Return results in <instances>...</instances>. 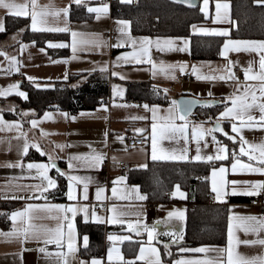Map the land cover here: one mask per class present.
Masks as SVG:
<instances>
[{"label": "crops", "instance_id": "1", "mask_svg": "<svg viewBox=\"0 0 264 264\" xmlns=\"http://www.w3.org/2000/svg\"><path fill=\"white\" fill-rule=\"evenodd\" d=\"M16 4L25 5V10L29 12L28 16H20L28 19L26 26L17 31L11 32L0 38V90L6 91V95H0V116L5 121H19V130L15 127L7 128L0 126V192L3 195L0 201V264H81L87 262L91 264L93 258L99 260L101 264H157V254L152 249L158 250V255L162 264H176L179 261L193 260H223L227 264V246H228V227L229 217H232L233 224V254L234 259L252 258L264 256V246L259 244L245 245L236 243L235 240H254L257 236L264 238V231L260 233H245L238 226V218L254 216L257 219L264 218V215L258 211L256 206L247 203V199L253 195L232 194L230 183L236 181H264V173L252 172H232L231 166L234 162L233 156L228 159V145L224 142L218 132L217 140L227 147V153L219 155L223 159L212 160H194L192 157L197 155V142L191 139L192 128L201 125L203 128H210L219 116L213 121H199L188 115V140L184 139L183 134H178L174 139H161L159 136V126L168 123H184V121L169 119L173 114L169 112V104H136L128 101L125 96V83L134 81H150L152 84L162 88L170 96L171 101L176 100L178 96L186 95L197 99H216L219 102L227 100L230 94H240L243 92L244 85L253 86L259 98V86L264 83L258 79H245L244 68L249 67L251 62L252 71L250 76L260 72L259 61L261 53L243 47L239 51L229 50L226 57L221 56L218 59H193L190 55V37L188 36H167V35H134L130 30V23L121 24L120 21H128L120 17H113L110 13L111 5L106 0H81L86 7L96 8L107 5V10L101 13L92 11L90 20L72 21L69 19V9L72 4H77L75 0H36L35 10L43 13V23H38L37 29L31 27V12L33 11L32 0H14ZM221 5V18H217V4ZM200 9L206 20L194 23L197 28L209 29H228L229 36L233 22L230 18L229 0H200ZM227 5V7H224ZM68 8V12H57L58 9ZM8 15L17 16L14 13L0 7V21L5 23ZM129 22V21H128ZM191 26L192 33L198 34H216L198 32ZM67 28L68 31H53L51 29ZM41 32H68V42L61 40H49L46 42L48 48H62L60 46H50L63 44L68 47V53L64 56H53L46 47L38 46L34 41L23 40L22 34L25 30ZM123 29V31H121ZM22 30V31H21ZM1 31V30H0ZM76 36L73 38L72 33ZM220 35V34H218ZM148 38V39H144ZM167 38H172L175 47L169 49L166 45ZM75 39V51H73V40ZM226 39L242 41H259L253 39H240L237 37H227ZM225 39V40H226ZM225 42V41H224ZM160 47H157V44ZM25 45V47H21ZM224 45V43H223ZM222 45V47H223ZM63 46V47H64ZM221 47V49H222ZM183 48L181 51L179 49ZM43 49V51H41ZM163 49V50H162ZM127 53L128 55H124ZM6 54V55H5ZM7 57H16L18 63L15 67L18 71L11 70L10 61ZM75 57V58H73ZM119 58V59H118ZM229 61L233 63L229 64ZM155 65V67H154ZM239 66L242 70L240 78L224 81L219 79L221 75H228V69L232 71L233 66ZM195 66V72L193 71ZM184 71L181 72L180 68ZM71 72H102L108 76V82L111 86L110 94L103 102L92 109L80 110L75 113H68L61 109H49L41 113L35 109L26 111V118H23V112L20 108L7 109L6 104L13 101L10 96H19L18 91L26 93L21 87V81L31 82H52L55 80L66 79ZM118 73V75H113ZM233 73V72H232ZM18 74H21L20 78ZM66 76V78H65ZM186 76V77H182ZM198 76L216 77L215 79H198ZM28 77H34L29 80ZM19 82L17 89L9 88V85ZM239 84V89L237 85ZM211 92V95H209ZM251 97H249L250 99ZM264 99V98H262ZM103 104L105 107H101ZM144 105H148L145 108ZM156 105V119L153 120V111L151 106ZM227 106H231V100H227ZM22 109V108H21ZM31 109V108H24ZM50 113L51 118H44L45 113ZM12 114V116L8 115ZM68 113L65 117L63 114ZM249 115L257 118L260 116L258 108L251 110ZM72 117H75L73 119ZM221 124L227 123V130L230 134L237 136L234 152L236 159L249 163V158L240 152L241 144L239 135L242 134L249 144H259L264 140V128H244L241 133H232L231 124L237 125L240 120L234 118H220ZM36 120L37 124L33 126L31 121ZM245 122L247 117L245 116ZM158 125V135L156 141L155 160L171 161H195L215 163L209 170V188L214 195V202H227L229 196H239L243 199L228 203V223L226 225V239L219 244H201L196 247H185L183 232L185 225L186 209L188 206V192L177 186L173 188L169 199L162 202H154V205L148 209V202L145 199H139L144 196L140 188L127 180L129 170L146 165L152 158V125ZM224 127V126H223ZM142 129V131H136ZM46 133V134H43ZM23 133L24 135H21ZM133 134L141 136L144 140L141 146H128L125 136ZM222 136V135H221ZM25 137L30 142L28 151L23 150ZM224 137V136H223ZM205 141L207 146H205ZM234 142V141H233ZM36 143L40 149L46 153L44 158L29 159L27 154L36 148L31 146ZM64 145V147H58ZM201 157L216 156L217 145L212 142L211 135H206L204 140L199 141ZM246 150H250L248 144L244 145ZM187 149V151H185ZM95 154L103 153L104 159L110 164L106 169L87 166V160L81 158L79 161H73L75 167L69 168V159L75 154ZM42 155V154H41ZM49 155L54 158L57 167L65 173L66 192L65 199H52L50 195L54 188H47V181L38 175L36 169H28L30 162L47 163ZM186 155L187 159H171L168 157H179ZM115 158V159H114ZM124 160L129 164L128 170H121L115 162ZM58 161L65 163L64 168H60ZM218 163V164H217ZM251 163L259 166L258 161ZM217 164V165H216ZM223 166L226 171L221 176L213 169H219ZM54 168H49L48 175L56 180ZM69 176H77L82 181H76L73 184V194L77 197L75 200H69L66 195L68 191ZM118 177L124 179L119 180ZM85 183L87 184L85 196ZM226 193L222 199H216V193L213 191V185ZM43 185L46 189L41 193L37 186ZM243 188V185H239ZM103 191L97 193V189ZM113 188L116 189L113 193ZM262 189V188H261ZM260 189V190H261ZM176 195H173V193ZM179 193H183L181 196ZM99 195L100 199H97ZM43 204H74L88 205V215L95 212L102 221L87 222L101 223L105 227L102 249L97 254L86 256L80 252V247L85 246L83 237L77 228V220L85 222L84 213L77 212L73 217L71 213L57 212L56 210H47L41 208H31L28 205ZM114 206V207H113ZM97 208H101L98 211ZM24 211L25 216H18L15 220L12 218L13 212ZM182 212L183 216H169V212ZM68 219L64 220L63 217ZM124 221L122 224H108L109 217ZM59 217V218H57ZM72 221L75 227V252L67 257H60L59 252H67V232L68 222ZM44 225L48 228H55L58 224H63L65 239L58 246L55 242L45 244L42 238L24 239L19 235H5L12 232L14 228L22 229L26 224ZM131 225V227H130ZM152 231V239L149 240L148 230ZM172 233L177 234V242L172 243ZM119 236V240H109V235ZM182 236V239L180 237ZM127 240H140L135 256L124 257L122 244ZM165 244L168 248L165 249ZM44 247L45 252L38 251ZM205 247L206 251L196 252L192 249ZM112 249V260H109V249ZM143 249V251H141ZM183 249V251H181ZM220 249H225L223 253ZM141 257H143L141 259Z\"/></svg>", "mask_w": 264, "mask_h": 264}, {"label": "trees", "instance_id": "2", "mask_svg": "<svg viewBox=\"0 0 264 264\" xmlns=\"http://www.w3.org/2000/svg\"><path fill=\"white\" fill-rule=\"evenodd\" d=\"M230 18L233 22L229 36L218 34H198L191 32V26L206 20L200 5L194 8L176 4L168 0H111L110 13L113 17L126 19L130 23L134 35H167L190 37V55L193 59H218L221 47L227 37L240 39L264 40V4L256 0H229ZM92 13L86 11L84 4H72L69 9V19L72 21L90 20ZM28 19L8 15L0 38L26 26ZM23 40L34 41L38 46L46 47L53 56H64L68 47L48 48L49 40L68 42V32H41L25 30ZM108 76L102 72H71L63 80L52 82H31L22 80L21 87L26 91L27 98L10 96L19 108H31L41 113L49 109H61L68 113L92 109L104 101L110 94L111 86ZM39 84L41 87H36ZM126 98H132L145 104H169L170 96L162 88L150 81H134L125 84ZM224 103L199 105L191 113L196 120L205 121L209 117L213 121L223 108ZM8 115L12 116V114ZM227 130V123L223 124ZM228 131V130H227ZM228 145L229 156L233 155L236 142L219 135ZM29 159H41L43 155L31 150ZM215 163L195 162L190 160H150L146 167H136L129 170L127 180L137 185L145 200L162 202L169 199L175 186L188 192L183 239L185 247H196L201 244H219L226 239L228 223V203L240 201L239 196H229L227 202H211L208 198L209 170ZM218 164V163H217ZM216 164V165H217ZM60 168L65 163L58 161ZM57 185L50 195L52 199H65L66 177L55 172ZM80 234L88 236L87 245L80 247V252L86 256L97 254L102 249L105 227L101 223L83 222L77 220ZM140 240H127L122 244L124 257L136 254Z\"/></svg>", "mask_w": 264, "mask_h": 264}, {"label": "snow or ice", "instance_id": "3", "mask_svg": "<svg viewBox=\"0 0 264 264\" xmlns=\"http://www.w3.org/2000/svg\"><path fill=\"white\" fill-rule=\"evenodd\" d=\"M77 4L81 3V0H75ZM257 3L264 4V0H256ZM33 4V11L31 12V27L33 30L37 29L38 23H43L42 15L43 13H39L35 10L36 8V0H32ZM0 7H3L4 9L8 10L11 13H14L17 16H28L29 12L25 10V5H20L16 4L14 0H0ZM224 7H227L225 5ZM221 5L218 3L217 4V18H221ZM90 12L95 11L98 14L106 11L107 10V5H102L96 8L90 7L88 9ZM57 12H64L65 14L68 12V8L64 9H58L56 10ZM201 11H204L202 8ZM121 24H128V21H120ZM193 28L198 31V32H203V33H216L220 35H227L228 29H209V28H197L195 25H193ZM0 30H3V23L0 21ZM53 31H68L67 28H56V29H51ZM22 31V30H21ZM123 31V29H121ZM73 38H75L76 33H72ZM148 39V38H144ZM50 46H60L63 47L64 45L61 43L59 45H53L52 42H48ZM166 45L169 49H172L175 47V44L173 42L172 38H167L166 40ZM21 47H25V45H21ZM157 47H160V44H157ZM241 47L244 48V50H249L253 49L259 53L260 55V61H259V68L260 72L258 74L250 76L249 73L252 71V65L251 62L249 63V67L244 68V75L245 79H258L262 82H264V40H259V41H242V40H232V39H226L224 42V45L220 51V55L226 57L228 55L229 50L233 51H239ZM163 50V49H162ZM183 51L184 49L181 48L179 49ZM43 51V49H41ZM73 51H75V39L73 40ZM6 55V54H5ZM124 55H128L125 53ZM75 58V57H73ZM7 59L10 61L11 65V70L18 71L19 69L15 67L16 63H18L16 57H7ZM119 59V58H118ZM233 63L232 61H229V64ZM155 67V65H154ZM180 71L183 72L184 68L181 67ZM193 71L195 72V66H193ZM113 75H118V73H113ZM29 80H34V77H28ZM66 78V76H65ZM198 79H215L216 77H204V76H198ZM219 79L228 81L229 79H236L234 73H232L231 69H228V75H221ZM19 82H16L15 84L9 85V88L12 89H17ZM36 87H41V85L37 84ZM237 88L239 89V84L237 85ZM260 91H259V98L256 94L255 91H253V86L251 85H244L243 92L240 94H230L227 100H231V106H227V100L221 102L225 103L224 110L219 113L218 118L215 121L214 126L210 128H203L201 125L203 122H201V125H196L192 128L191 132V139L193 141L197 142V155L192 157L194 160H200V159H205V160H212V159H223L224 156L219 155L221 153H227V147L226 145L221 144L218 140L216 135L213 133L219 131L222 132L226 137H228L230 140L236 142L237 141V136L236 135H231L227 132L224 131V129L221 127V119L220 118H234V120H240L241 123L237 125L235 122L231 124L232 128V133L237 134L241 133V130L244 128H264V83H262L260 86ZM166 91V90H165ZM6 91L0 90V95H6ZM18 94L24 98H27L26 93L22 91H18ZM209 95H211V92H209ZM249 97H251L249 99ZM193 103H200V101H191L188 99L182 100V101H177V100H172L171 104L169 106V112L172 113L173 115L169 118L171 120L179 119L181 121H184V123L176 124L174 122L160 125L159 126V136L161 139L167 138V139H174L178 134H183L185 141L187 142L188 140V123L186 120L187 115L191 111V105ZM203 103L205 104H212L216 103L215 101H204ZM101 107H105L103 104H101ZM145 108H148V105H144ZM158 106L153 105L151 106L152 111H153V120L156 119V108ZM254 108H258L260 112V116L258 117V122L253 123V121H257V118L249 115L248 113L253 110ZM65 117L68 116V113L63 114ZM245 116L247 117V122H245ZM44 118H51L50 113H45ZM75 119V117H72ZM212 118L209 117V120ZM31 124L35 126L37 124L36 120L31 121ZM0 126L2 127H7V128H13L15 127L17 130H19V121H5L2 116H0ZM152 142H153V154L152 158L155 160L157 159L156 156V141H157V135H158V125L156 123H153L152 125ZM43 133V130H41ZM136 131H142V129H137ZM21 135H24L23 133H20ZM46 134V133H43ZM206 135H211L212 142L217 145V155L216 156H204L201 157L199 155L200 152V147H199V141L204 140V137ZM29 141L25 137V143L23 145V150L25 152L28 151L29 148ZM239 143L241 144L240 147V152L243 153L244 155H247L249 158V163H245L242 160L236 159V153L233 152V164L231 166V171L232 172H252V173H264V140H262L259 144H249L248 141L244 138L242 134L239 135ZM248 144L250 150H246L244 145ZM31 146L33 148H36L37 151H41L42 155H45L41 149L40 146L36 143H32ZM205 146H207V142L205 141ZM58 147H64V145H58ZM187 151V149H185ZM81 158L87 160V166L89 167H98L102 163L104 159V154L103 153H95V154H87V153H82V154H75L72 155L71 158L69 159V168L75 167L73 161H79ZM171 159H187L188 157L186 155H181L179 157H168ZM115 159V158H114ZM258 161L259 166L251 163V161ZM28 169H36L38 172V175L43 178V180L47 181V188H54L56 186V180L53 179L51 176L48 175V170L49 168H54L57 172L58 175L63 176L65 173H63L55 164L54 158L49 155L48 162L43 163V162H30L27 165ZM139 167H146V165H140ZM219 172L221 176L225 173L226 169L221 166L218 170L213 169V173L215 174L216 172ZM117 179L122 180L124 179L123 177H118ZM76 181H82V178L77 177V176H69V183H68V191L66 195L68 196L69 200H75L77 199L76 196L73 194V184ZM225 183H230L232 185L231 187V192L232 194H247V195H254L257 194L258 191L261 188H264V181H236L233 180L231 182L225 181ZM239 185H243V188H239ZM39 191L41 193L45 192L46 189L43 187V185L37 186ZM85 196L83 197L84 199L87 198L86 196V191H87V184L85 183ZM178 188V186H177ZM102 188L97 189V193L102 192ZM116 189L113 188V193H115ZM213 191L216 193V199L220 200L223 198V196L226 193H223L220 188H218L215 183L213 185ZM181 196H183V193H179ZM173 195H176L174 192ZM97 199H100L99 195L97 196ZM139 199H145L144 196H139ZM29 209L31 208H41V209H47V210H56L58 213L59 212H64V213H71L73 217L76 216L77 212H83L84 213V219L85 222H87L89 219L93 221H102V218L97 216L95 212H92L91 216L88 215V205H74V204H43V205H28L27 206ZM114 207V206H113ZM13 220H15L18 216H25L24 211L20 212H13L12 214ZM169 216H183L182 212H169ZM59 218V217H57ZM64 220H67L68 217L65 215L63 217ZM108 224H122L124 221L119 220V219H114L111 216L107 219L106 221ZM237 224L239 227L243 229L245 233H260L264 231V218L257 219L254 216H249L246 218H238ZM131 227V225H130ZM152 231L151 229L148 230V236L149 240H151L152 237ZM43 234V239L45 241V244H52L56 243L58 246L61 245L62 241L65 239V234L63 230V224H58L55 228H48L47 226L44 225H34V224H26L22 229H16L14 228L12 232L6 233L5 235L11 236V235H19L23 236L24 239H41ZM67 252H59L58 255L60 257H67L70 253H74L76 248H75V227L74 223L72 221L68 222V232H67ZM85 245H87L88 242V236L85 235L83 237ZM109 240H119L121 237L119 236H113L109 235L108 236ZM182 239V236L180 237ZM233 224H232V217H229V227H228V246H227V264H264V256H259V257H252V258H241V259H234V254H233ZM172 243L177 242V234L172 233ZM236 243H242L245 245H254V244H259L261 246H264V238L257 236L256 239L254 240H235ZM168 248V244H165V249ZM40 252H45L47 254V250L44 247H41L38 249ZM143 251V249H141ZM153 253L157 254V264H162V261L159 258L158 255V250L153 248L152 249ZM183 251V249H181ZM192 251L196 252H204L206 251L205 247L197 248V249H192ZM225 249H220V252L223 253ZM109 260H112V249H109ZM143 257H141L142 259ZM67 264V262H65ZM81 264H87V262H81ZM91 264H101V262L95 258H93ZM176 264H224L223 260H208V261H201V260H193V261H179L176 262Z\"/></svg>", "mask_w": 264, "mask_h": 264}, {"label": "built area", "instance_id": "4", "mask_svg": "<svg viewBox=\"0 0 264 264\" xmlns=\"http://www.w3.org/2000/svg\"><path fill=\"white\" fill-rule=\"evenodd\" d=\"M109 3L111 2V0H106ZM232 72L234 73L235 77L240 78L242 75V70L239 66L235 65L232 68ZM18 76L21 78L22 75L18 74ZM182 77H186V76H182ZM106 97H104L105 99ZM128 101L136 103V104H140L141 102L132 98H127ZM125 141L126 144L130 147L132 146H141L144 143V140L141 136H136L133 134H128L125 136ZM110 163L105 160L104 162H102L100 164V167L104 170L108 167ZM115 164L117 165V167L121 170H128L129 169V164L124 161V160H119L117 162H115ZM3 195L0 192V201L2 200ZM208 198L211 202H214V195L212 193H209ZM247 203L253 206H256L258 208V211L264 215V188H262L261 190L258 191L257 194H254L253 196L249 197L247 199ZM154 205V202H148V209L151 208ZM98 211H101V208H97ZM105 264H110V263H105Z\"/></svg>", "mask_w": 264, "mask_h": 264}, {"label": "water", "instance_id": "5", "mask_svg": "<svg viewBox=\"0 0 264 264\" xmlns=\"http://www.w3.org/2000/svg\"><path fill=\"white\" fill-rule=\"evenodd\" d=\"M170 2H173V3H176V4H180V5H184L186 7H190V8H194V7H197L199 5V1L200 0H168ZM185 99H188V100H191V101H200V103H193L191 105V111L188 115H190L197 106L199 105H211V104H205L203 103L204 101H215L216 103H218L219 101L216 100V99H197V98H194V97H191V96H186V95H182V96H178L176 98L177 101H182V100H185ZM212 104H215V103H212ZM187 115V116H188ZM215 122L213 123V126H214ZM221 127L224 129V127L222 126L221 124ZM225 132H227L229 134V136H231L232 134H230L226 129H224ZM218 133H220L222 136L226 137L222 132H219L217 131ZM228 138V137H226ZM229 139V138H228Z\"/></svg>", "mask_w": 264, "mask_h": 264}, {"label": "rangeland", "instance_id": "6", "mask_svg": "<svg viewBox=\"0 0 264 264\" xmlns=\"http://www.w3.org/2000/svg\"><path fill=\"white\" fill-rule=\"evenodd\" d=\"M13 100V99H12ZM17 103L13 100V101H11V103H9V104H6L5 105V107L7 108V109H14V110H11V111H15V107L17 108ZM18 108H19V106H18ZM20 110H21V112H23V118L25 119L26 118V116H27V114H26V111L27 110H30V111H32L33 109H26V110H24V109H21L20 108Z\"/></svg>", "mask_w": 264, "mask_h": 264}]
</instances>
